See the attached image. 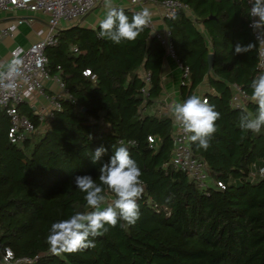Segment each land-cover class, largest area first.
<instances>
[{"label": "trees", "instance_id": "trees-1", "mask_svg": "<svg viewBox=\"0 0 264 264\" xmlns=\"http://www.w3.org/2000/svg\"><path fill=\"white\" fill-rule=\"evenodd\" d=\"M154 1L187 8L164 24L175 58L188 69L180 99L207 80L204 95L221 114L210 148H190L223 189L201 188L169 164L172 119L150 112L162 91L167 54L151 30L114 44L98 37L100 22L94 29L72 25L44 50L47 73L60 80L69 98H57L59 109L45 124L19 105V114L36 128L20 144L9 142V120L0 113V250L7 247L32 264H264V179L249 177L253 166L264 163V129L257 134L239 128L240 114L255 113V102L230 105L232 86L251 98V81L260 74L247 0ZM124 10L131 20L133 11ZM237 44L253 47L237 54ZM121 142L142 171L139 220L126 229L118 222L95 238L93 248L52 254L46 243L52 223L90 210L74 178L90 174L99 183L100 164ZM101 146L107 151L93 164ZM105 196L106 203L114 199L108 191Z\"/></svg>", "mask_w": 264, "mask_h": 264}, {"label": "clouds", "instance_id": "clouds-1", "mask_svg": "<svg viewBox=\"0 0 264 264\" xmlns=\"http://www.w3.org/2000/svg\"><path fill=\"white\" fill-rule=\"evenodd\" d=\"M248 15L253 18L250 25L254 30L264 32V0H249ZM106 16L100 21L98 37L114 44L122 41H133L152 20L149 8L144 7L136 12L131 20L122 7L113 0H103ZM253 45L237 44V54L251 50ZM24 61L20 50L13 52L11 59L0 60V90L13 92L16 88V77L20 74ZM251 99L258 105L255 113L243 110L239 116V128L242 132L260 133L264 129V73L255 77L250 84ZM171 115L186 134V139L199 149L208 150L211 139L217 131L216 121L220 112L206 98L193 94L181 102L170 105ZM107 149L103 146L95 149L92 163L100 161ZM98 181L90 174L77 175L75 187L84 193L86 212H76L67 219L52 223L46 243L54 255L76 253L95 247V238L105 235L110 227L118 222L122 228L135 225L140 218L138 200L145 191L142 171L132 159L128 147L121 142L115 147L113 155L99 167ZM105 191L114 195L111 203H106Z\"/></svg>", "mask_w": 264, "mask_h": 264}, {"label": "built area", "instance_id": "built-area-1", "mask_svg": "<svg viewBox=\"0 0 264 264\" xmlns=\"http://www.w3.org/2000/svg\"><path fill=\"white\" fill-rule=\"evenodd\" d=\"M129 8L135 14L146 6H156L162 11L161 19L169 18L177 10H187L185 5H181L175 1L156 2L154 0H126ZM248 13L250 11L249 0ZM103 4V0H0V12L5 11H28L32 13H40L47 17V34L42 39L31 44L26 49L15 48L10 53V59L13 52L20 50L21 57L24 61L20 74L16 77V88L9 93L0 90V113H3L9 120V129L7 137L12 144H20L22 141L28 139L36 131L35 126L24 116L18 112V106L24 102H28L35 97L45 98L52 105L46 116H40L39 121L47 122L51 117L52 112L59 109L57 98L48 97L44 92V83L53 79L61 90H65L63 84L55 76H50L47 73L46 65L47 59L44 55V50L56 43V36L63 25H73L79 23L86 15L94 10L99 5ZM253 18L248 15V27L251 29L254 40L258 45V68L260 74L264 73V32L254 30L250 25ZM21 23L20 20L17 21ZM148 28L153 32L159 43L165 48L167 56L171 57L176 66L180 70L181 82L188 78V69L182 67L179 61L175 58L172 44L167 31L158 32L154 30L153 21ZM13 27L0 28V39L11 35ZM83 75L90 76L94 79L89 71L83 72ZM145 87L142 89L143 93L147 92L149 84V73L143 75ZM233 94L230 100V105L234 108L243 107V101L250 100L237 86H232ZM201 98H206L201 95ZM67 98H69L67 94ZM253 102V101H252ZM173 130L171 133L172 151L169 164L182 172H184L189 179L194 181L201 188H206L209 185L215 186L218 189H223L219 182H213L208 174L207 164L205 160L197 158L192 154L190 142L186 139V134L182 131L174 118H172ZM148 142L152 144L154 138L148 137ZM251 180L264 179V163L259 166H253L250 171ZM35 260L27 258L16 259L9 248L0 250V264H32Z\"/></svg>", "mask_w": 264, "mask_h": 264}, {"label": "crops", "instance_id": "crops-1", "mask_svg": "<svg viewBox=\"0 0 264 264\" xmlns=\"http://www.w3.org/2000/svg\"><path fill=\"white\" fill-rule=\"evenodd\" d=\"M118 7L126 8L128 3L123 5L122 2L115 3ZM103 4L98 7H102ZM152 13V21L154 30L158 32L167 31L164 20L161 19V9L156 6H146ZM97 8V7H96ZM103 14V15H102ZM106 12L104 6L101 9V13L95 18L91 16H86L80 20L79 23L73 25H79L85 28L94 29L97 24L105 17ZM102 16V19H100ZM20 20L21 23L18 24L17 21ZM47 17L40 13H32L28 11H5L0 12V28L13 27L11 35L0 39V60H9L10 53L15 48L26 49L31 44L42 39L46 36L47 30ZM72 26V25H69ZM63 25L62 29L69 27ZM180 82L181 74L180 70L176 66L173 59L169 56H165L162 65L161 72V85L162 91L159 98L155 101L153 107L150 109L151 113L156 112L159 114H167L173 118L171 115L170 105L175 102H181L180 99ZM208 91L207 80H204L203 83L196 88L193 94L201 96ZM44 92L48 97L55 98H67V93L65 90H61L57 85L56 81L50 79L44 83ZM22 107L30 108L35 116H46L47 113L52 110V105L48 100L41 97H35L28 102L21 104ZM41 122V121H40ZM45 124V122H41ZM43 125L41 126V129Z\"/></svg>", "mask_w": 264, "mask_h": 264}, {"label": "rangeland", "instance_id": "rangeland-1", "mask_svg": "<svg viewBox=\"0 0 264 264\" xmlns=\"http://www.w3.org/2000/svg\"><path fill=\"white\" fill-rule=\"evenodd\" d=\"M113 2H114V4L115 3H117V2H119V0H113ZM120 2H122V4L123 5H125V4H127V1L126 0H120ZM103 8V6L102 7H97V8H95L94 10H92L88 15H86V16H90V17H88V18H91V16H93V17H97V18H99L98 16L100 15V13H101V9ZM103 15V14H102ZM85 16V17H86ZM100 19H102V16H100ZM106 202H109V199H106Z\"/></svg>", "mask_w": 264, "mask_h": 264}, {"label": "water", "instance_id": "water-1", "mask_svg": "<svg viewBox=\"0 0 264 264\" xmlns=\"http://www.w3.org/2000/svg\"><path fill=\"white\" fill-rule=\"evenodd\" d=\"M151 36H154L153 32H151ZM211 59H212V55L209 54L207 56V64H208V67H210V65H211Z\"/></svg>", "mask_w": 264, "mask_h": 264}]
</instances>
